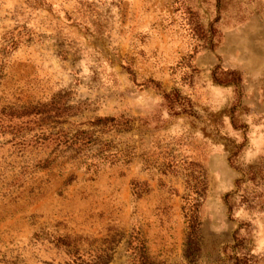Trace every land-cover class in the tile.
<instances>
[{"label": "rangeland", "instance_id": "rangeland-1", "mask_svg": "<svg viewBox=\"0 0 264 264\" xmlns=\"http://www.w3.org/2000/svg\"><path fill=\"white\" fill-rule=\"evenodd\" d=\"M59 93L63 129L130 120L95 133V169L18 114ZM190 161L207 180L198 251ZM131 233L161 264H264V0H0V264H132Z\"/></svg>", "mask_w": 264, "mask_h": 264}, {"label": "trees", "instance_id": "trees-1", "mask_svg": "<svg viewBox=\"0 0 264 264\" xmlns=\"http://www.w3.org/2000/svg\"><path fill=\"white\" fill-rule=\"evenodd\" d=\"M150 82L153 81L150 80ZM156 85L158 86V84ZM66 99V97H63V95L59 93L51 101L31 106L18 112V114L21 117L29 115L37 116L39 117L37 121L40 122L41 125L44 123L51 129L47 133H41L38 139L43 142L47 141L52 147V152L61 149V152H69L68 157L73 159L85 155L86 160L83 161V163L86 165V171L95 169L97 161L95 162L93 159L95 156H99L98 154L104 155L105 151L108 149V143L101 140L95 133L97 131L104 133L113 129L118 131L129 130L130 120L123 116H119L118 118L114 116H95L92 120L87 121L89 128H82L84 123L74 124L69 122L73 128L66 130L62 127L66 120H58L64 115L71 116L74 114V107L67 104ZM58 126L59 128L57 130H53ZM93 148H96L95 152L91 151ZM89 151H91L92 154L89 155ZM54 159L55 158L44 159L40 161L38 168H48L53 163ZM183 169L185 170V188L187 192L182 196V213L188 231V249L198 251V211L201 199L207 188V180L203 168L196 162H187ZM141 186L142 187L137 188V183H133V192L137 196L148 191L146 184L142 183ZM65 239L66 238H58L59 244L70 245ZM127 246L132 257V264H161L148 254L145 240L139 233H131L129 235ZM108 261L109 257L107 256V258L99 261V263L104 264Z\"/></svg>", "mask_w": 264, "mask_h": 264}]
</instances>
